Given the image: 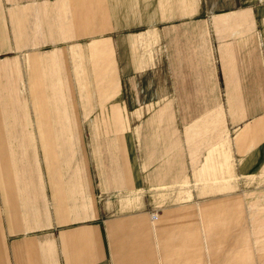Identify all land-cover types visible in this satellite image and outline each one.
Masks as SVG:
<instances>
[{
	"label": "crops",
	"instance_id": "1",
	"mask_svg": "<svg viewBox=\"0 0 264 264\" xmlns=\"http://www.w3.org/2000/svg\"><path fill=\"white\" fill-rule=\"evenodd\" d=\"M263 168L264 0H0V264H264Z\"/></svg>",
	"mask_w": 264,
	"mask_h": 264
},
{
	"label": "rangeland",
	"instance_id": "2",
	"mask_svg": "<svg viewBox=\"0 0 264 264\" xmlns=\"http://www.w3.org/2000/svg\"><path fill=\"white\" fill-rule=\"evenodd\" d=\"M25 60H26V57H25ZM261 176L264 177V168H263V171L261 173ZM234 188H236V186ZM175 191H172V192H175ZM172 192H170V193H172ZM154 196L156 198H159L160 201H162V199L165 198L163 193L162 194L155 193ZM189 196H190L189 193H180V192H178V194H176L175 201L177 202L179 200H183V199L189 198ZM165 201L166 200H164L162 202H159V203L163 204V202H165ZM151 221H154V220H151ZM226 263L227 264H243V261H242L241 257H228V258H223V260L220 259V261H219V264H226Z\"/></svg>",
	"mask_w": 264,
	"mask_h": 264
},
{
	"label": "built area",
	"instance_id": "3",
	"mask_svg": "<svg viewBox=\"0 0 264 264\" xmlns=\"http://www.w3.org/2000/svg\"><path fill=\"white\" fill-rule=\"evenodd\" d=\"M150 218H151V220H155V219H157V213H156V211H152V212L150 213Z\"/></svg>",
	"mask_w": 264,
	"mask_h": 264
}]
</instances>
